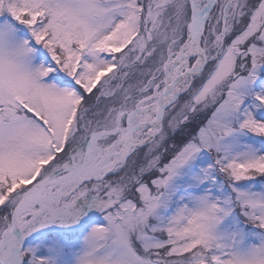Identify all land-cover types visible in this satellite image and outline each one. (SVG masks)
<instances>
[{"label":"snow or ice","instance_id":"1","mask_svg":"<svg viewBox=\"0 0 264 264\" xmlns=\"http://www.w3.org/2000/svg\"><path fill=\"white\" fill-rule=\"evenodd\" d=\"M0 264H264V0H0Z\"/></svg>","mask_w":264,"mask_h":264}]
</instances>
